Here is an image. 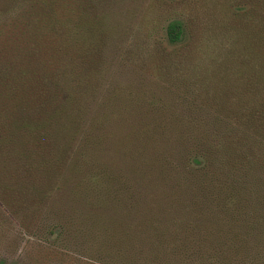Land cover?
Returning <instances> with one entry per match:
<instances>
[{
  "label": "trees",
  "instance_id": "1",
  "mask_svg": "<svg viewBox=\"0 0 264 264\" xmlns=\"http://www.w3.org/2000/svg\"><path fill=\"white\" fill-rule=\"evenodd\" d=\"M2 1L0 175L12 181L6 185L11 205L18 210L25 204L28 218L38 225V207L32 206L50 198L64 175L73 174V144L87 124L86 108L98 87L106 30L93 0ZM210 2L227 19H218L222 33L236 35L243 48L233 67L222 64L208 74L195 66L187 74L181 64H163L174 69L169 78L174 95L192 111L177 114L160 101L155 107L161 137L156 183L174 193L171 207L155 198V220L129 227L125 241L138 237L124 242V250L114 243L100 259L76 264L236 261L240 235L223 230L239 222L241 197L245 191L251 197L248 183L264 171V0ZM184 31L179 21L169 22L167 42L178 44ZM186 121L194 128L177 130ZM110 227L121 239L124 231L111 222Z\"/></svg>",
  "mask_w": 264,
  "mask_h": 264
},
{
  "label": "rangeland",
  "instance_id": "2",
  "mask_svg": "<svg viewBox=\"0 0 264 264\" xmlns=\"http://www.w3.org/2000/svg\"><path fill=\"white\" fill-rule=\"evenodd\" d=\"M93 1L106 35L87 124L73 144V174L64 175L50 198L32 206L38 207V225L28 218L25 204L16 210L6 186L12 181L0 175V260L5 264L98 260L114 243L122 251L124 242L137 239L132 235L125 241L129 227L155 220V198L171 207L174 197L169 187L156 183L155 149L161 137L155 107L162 103L177 114L192 112L174 95L169 79L174 69L163 64H181L187 74L195 66L208 74L222 64L233 67L243 48L236 35L222 33L218 19L226 17L210 0ZM174 20L185 33L170 45L165 29ZM194 125L186 121L177 130L190 132ZM248 187L252 194L245 191L241 197L243 215L223 231L229 235L233 229L241 238L233 264H264V171ZM110 222L124 231L121 239L111 235Z\"/></svg>",
  "mask_w": 264,
  "mask_h": 264
}]
</instances>
